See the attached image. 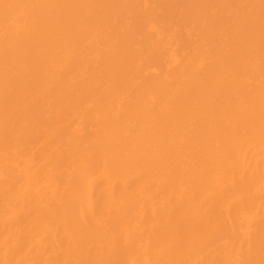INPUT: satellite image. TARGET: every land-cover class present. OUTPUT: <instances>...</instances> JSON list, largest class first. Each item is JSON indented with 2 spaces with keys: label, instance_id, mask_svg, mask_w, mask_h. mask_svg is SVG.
<instances>
[{
  "label": "bare ground",
  "instance_id": "1",
  "mask_svg": "<svg viewBox=\"0 0 264 264\" xmlns=\"http://www.w3.org/2000/svg\"><path fill=\"white\" fill-rule=\"evenodd\" d=\"M0 264H264V0H0Z\"/></svg>",
  "mask_w": 264,
  "mask_h": 264
}]
</instances>
